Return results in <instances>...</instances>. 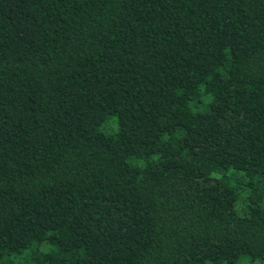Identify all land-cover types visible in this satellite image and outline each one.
<instances>
[{
  "label": "trees",
  "instance_id": "16d2710c",
  "mask_svg": "<svg viewBox=\"0 0 264 264\" xmlns=\"http://www.w3.org/2000/svg\"><path fill=\"white\" fill-rule=\"evenodd\" d=\"M244 259L264 0H0V264Z\"/></svg>",
  "mask_w": 264,
  "mask_h": 264
},
{
  "label": "rangeland",
  "instance_id": "374dc122",
  "mask_svg": "<svg viewBox=\"0 0 264 264\" xmlns=\"http://www.w3.org/2000/svg\"><path fill=\"white\" fill-rule=\"evenodd\" d=\"M240 206H242V204ZM243 263L244 264H258V262H255V261L250 262L248 259H244Z\"/></svg>",
  "mask_w": 264,
  "mask_h": 264
}]
</instances>
